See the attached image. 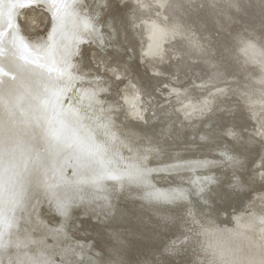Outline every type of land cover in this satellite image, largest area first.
I'll list each match as a JSON object with an SVG mask.
<instances>
[{
    "label": "bare ground",
    "instance_id": "obj_1",
    "mask_svg": "<svg viewBox=\"0 0 264 264\" xmlns=\"http://www.w3.org/2000/svg\"><path fill=\"white\" fill-rule=\"evenodd\" d=\"M162 1L0 0V264H264V0Z\"/></svg>",
    "mask_w": 264,
    "mask_h": 264
},
{
    "label": "rangeland",
    "instance_id": "obj_2",
    "mask_svg": "<svg viewBox=\"0 0 264 264\" xmlns=\"http://www.w3.org/2000/svg\"><path fill=\"white\" fill-rule=\"evenodd\" d=\"M121 1V2H120ZM163 1H164V3H163ZM162 2H160V4H159V6H160V8L161 9H163V11H164V9L167 7V6H169L168 4H170L171 2H172V0H163ZM113 2H114V7H115V9L116 10H119V9H121L123 6H124V0H113ZM123 2V3H122ZM116 4V5H115ZM121 4V5H120ZM119 5V6H118ZM123 5V6H122ZM117 6V7H116ZM29 13V11L28 10H26L25 11V13L23 14V15H20V22H21V24L23 25V26H26V25H28L27 23H26V21H24V16H25V14H28ZM32 14V13H31ZM166 15L165 14H161L160 16L159 15H157V16H155V17H153V18H151L149 21H148V28H147V31H146V34H145V42H144V45H143V47H142V51H141V55L139 54V51L137 50V52H136V54H135V61L140 65H143V62H142V59H141V56L143 57V58H146V59H150L151 57H153V55H157V52H158V50L160 49V45H161V43H160V41H161V38L163 37V36H166V34L167 33H165L164 32V30H166V28L164 29V24L166 23L165 22V20L167 21H170L169 19H166V17H165ZM153 20V21H152ZM158 20H160V21H158ZM167 21V22H168ZM150 23V24H149ZM161 27L163 28V29H161ZM26 28H27V26H26ZM167 31V30H166ZM215 37H217V38H215ZM218 37H219V35L216 33H214L213 34V38H215V40H213V42H214V44H218ZM216 42V43H215ZM221 50V49H220ZM139 55V56H138ZM104 56V57H103ZM137 56V57H136ZM108 58L107 56H105V55H101L100 54V56L98 57V62H97V65H96V67L99 69V70H101L102 72H104V73H109V72H111V71H115L116 70V67L114 66V64L112 63V61L110 60V62H109V60H107L106 58ZM100 58V59H99ZM101 58H102V61H101ZM140 58V59H139ZM139 59V60H138ZM110 63H112V64H110ZM114 68V69H113ZM190 77V78H189ZM188 78H186V79H182V80H180L179 79V77L178 76H175L174 78H171L170 79V81L169 82H171L172 83V86H174V87H178L179 89H182V88H187L189 85L191 86L192 85V83H193V78H192V76H189ZM181 78V77H180ZM177 81V82H175V81ZM179 80V81H178ZM193 80V81H192ZM181 81V82H180ZM188 81V82H187ZM129 82L130 81H128V80H126V81H123L122 83H118L117 85H116V87H117V89H118V92H119V96H120V101L121 102H123V104L125 105V106H128L129 108H128V110H127V114H126V117L127 118H129V119H131V120H133L136 116H137V114H138V112H139V110L137 109L138 107H136L133 103H132V97H130L129 95H127L126 93H123L124 91H125V89L126 88H124V87H126L128 84H129ZM181 85V86H180ZM121 86V87H120ZM124 88V89H123ZM121 92V93H120ZM158 93V92H157ZM123 96H122V95ZM159 95H160V98H159ZM162 96H163V98H162ZM145 98H146V100H148L147 98H149V96H144ZM156 99H159V100H156ZM158 97V98H157ZM153 100H155V105H154V108L155 109H157V110H168V108H172L174 105H175V99H167V97H165L164 95H162V94H160V93H158L157 95H152V97H151ZM212 97H210L209 96V98H207V99H205L204 100V102L200 105V107H197V109H196V112H192L191 113V116L192 115H194V114H201L202 113V111L203 110H206L209 106H210V103H211V99ZM159 103H158V102ZM161 101V102H160ZM173 102V103H172ZM229 102V103H228ZM228 102H226V103H223V105L222 106H220V108H222V109H220L219 108V111H218V114L220 115V116H225L226 114L228 115L229 114V112H231V111H233V113H236L237 112V107H238V103L236 102V101H234V99H228ZM158 105H157V104ZM176 103H178V102H176ZM173 104V106H171ZM209 104V105H208ZM227 104V105H226ZM235 105V106H234ZM166 107V108H163V107ZM168 106V107H167ZM191 106V104L190 103H187L186 105H184V108L185 109H188L189 107ZM225 106V107H224ZM158 107V108H157ZM223 107L225 108V109H223ZM161 108V109H160ZM183 108V109H184ZM234 109V110H233ZM223 110V111H222ZM153 114L151 113L150 114V116H152ZM184 120H187V121H189V120H191V117H189V118H187V119H184ZM184 123V122H183ZM264 126H262L258 131H257V135H255V137L257 138V139H259V140H261V141H264ZM215 129V130H214ZM214 129H212L215 133H217V132H220V129L219 128H214ZM246 132H251V131H253V132H251L252 134L253 133H255V131L254 130H252V128L250 129H248V128H246V129H244ZM231 129H230V126H224L223 128H222V131L221 132H223V134H226V136H228V137H230L231 136ZM224 132H226V133H224ZM259 132H260V134H259ZM256 134V133H255ZM258 136V137H257ZM193 139V138H192ZM194 140V139H193ZM191 143H193V144H191ZM182 146L183 147H187V148H190V149H192V148H194V147H196L197 145H195V140L194 141H191L189 144H182ZM197 148V147H196ZM264 163H260L259 165H257V168H256V170H255V174H263L264 175V165H263ZM261 168V169H260ZM261 191H263L264 192V190H260V191H257V192H255V193H253L252 195H251V197H250V199L248 200V201H246L245 202V205L247 204V211L249 212V211H251V205H253L254 203H257L256 205L257 206H262V200L261 199H259V196L257 195L256 196V194L257 193H261ZM250 200H253L252 202H250V204H249V201ZM258 200H260V201H258ZM258 201V202H257ZM249 204V205H248ZM34 205H36V207L35 208H33L32 207V211H33V213H35L36 212V210H37V208L38 207H41L42 205H43V203H42V200H38V201H36V202H34ZM33 206V205H32ZM250 208V209H249ZM87 228V230L89 229V228H91V227H86ZM260 233H261V235L264 237V226L261 228V230H260ZM170 244H171V241L169 240V239H165L164 240V242H163V246L164 247H169L170 246Z\"/></svg>",
    "mask_w": 264,
    "mask_h": 264
}]
</instances>
